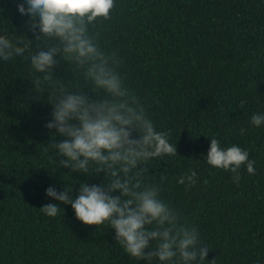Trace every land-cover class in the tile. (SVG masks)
<instances>
[{"label":"trees","instance_id":"1","mask_svg":"<svg viewBox=\"0 0 264 264\" xmlns=\"http://www.w3.org/2000/svg\"><path fill=\"white\" fill-rule=\"evenodd\" d=\"M19 2L0 0V29L13 25L15 35L27 23ZM97 31L101 47L120 58L125 84L176 144L177 155L153 161L149 174L201 233L210 248L203 264H264V126L249 124L264 110V0H115ZM55 71L70 77L63 62ZM26 76L23 67H0V264H135L114 230L84 225L70 205L54 218L42 214L55 202L48 187L102 184L104 175L50 170L57 162L43 145L51 105L47 94L35 98ZM208 137L247 149L255 174L242 167L237 184L233 173L210 168ZM189 170L197 183L185 188L176 181Z\"/></svg>","mask_w":264,"mask_h":264},{"label":"clouds","instance_id":"2","mask_svg":"<svg viewBox=\"0 0 264 264\" xmlns=\"http://www.w3.org/2000/svg\"><path fill=\"white\" fill-rule=\"evenodd\" d=\"M114 7L115 0H20L16 14L27 21L21 34H14L13 25L0 29V67L26 69L35 98L47 94L51 105L45 125L51 142L43 145L57 162L50 170L69 169L65 174L72 178L104 175L102 184L74 178L63 179V190L48 187L45 195L55 202L40 210L54 218L63 213L60 204L70 205L84 225L114 230L116 243L135 264H203L210 248L164 198L163 180L149 174L153 161L177 155L176 144L125 84L118 55L100 45L97 25L111 18ZM60 62L69 78L55 71ZM249 124L264 126V110L254 112ZM209 140L203 162L210 168L233 173L237 184L242 167L255 174L247 149ZM176 182L190 188L197 173L189 170Z\"/></svg>","mask_w":264,"mask_h":264}]
</instances>
